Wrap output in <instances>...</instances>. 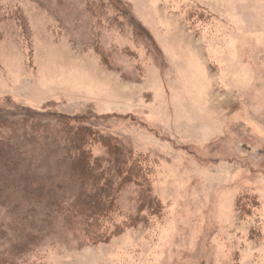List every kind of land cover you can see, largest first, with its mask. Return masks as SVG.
Returning <instances> with one entry per match:
<instances>
[{
  "label": "rangeland",
  "instance_id": "obj_1",
  "mask_svg": "<svg viewBox=\"0 0 264 264\" xmlns=\"http://www.w3.org/2000/svg\"><path fill=\"white\" fill-rule=\"evenodd\" d=\"M32 110L133 151L141 184L101 240L7 239L2 264H264V0H0V114Z\"/></svg>",
  "mask_w": 264,
  "mask_h": 264
},
{
  "label": "trees",
  "instance_id": "obj_2",
  "mask_svg": "<svg viewBox=\"0 0 264 264\" xmlns=\"http://www.w3.org/2000/svg\"><path fill=\"white\" fill-rule=\"evenodd\" d=\"M57 117L60 124L33 110L20 121L0 114V242H16L14 256L59 229L101 240L100 222L112 218L126 185L143 172L134 152L115 141L108 144L111 159L97 156L95 126L71 114Z\"/></svg>",
  "mask_w": 264,
  "mask_h": 264
}]
</instances>
